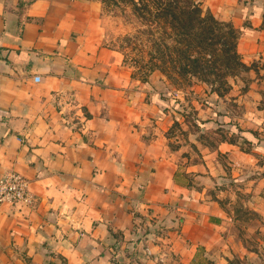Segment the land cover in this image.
I'll list each match as a JSON object with an SVG mask.
<instances>
[{"label": "crops", "instance_id": "crops-1", "mask_svg": "<svg viewBox=\"0 0 264 264\" xmlns=\"http://www.w3.org/2000/svg\"><path fill=\"white\" fill-rule=\"evenodd\" d=\"M197 1L239 31L237 110L132 78L102 0H0V173L35 196L0 209V264L252 258L230 229L241 210L264 231V0Z\"/></svg>", "mask_w": 264, "mask_h": 264}, {"label": "trees", "instance_id": "trees-1", "mask_svg": "<svg viewBox=\"0 0 264 264\" xmlns=\"http://www.w3.org/2000/svg\"><path fill=\"white\" fill-rule=\"evenodd\" d=\"M152 28L147 71L157 70L174 86L218 83L222 87L236 70H248L237 51L239 31L205 11L197 0H131ZM154 26V29H153ZM156 37L152 40V37Z\"/></svg>", "mask_w": 264, "mask_h": 264}, {"label": "rangeland", "instance_id": "rangeland-1", "mask_svg": "<svg viewBox=\"0 0 264 264\" xmlns=\"http://www.w3.org/2000/svg\"><path fill=\"white\" fill-rule=\"evenodd\" d=\"M103 1V19L105 26V42L110 47L121 51L123 62L130 70L132 78L141 83H148L154 90L165 93H172L176 96L178 92H193L191 88L199 91H209L219 87L218 83L207 84L203 82H195L192 84H183L174 86L172 82L167 80L165 76L157 70L149 73L146 70L147 64L150 63L147 55L152 46L151 39L147 32L152 30L148 26L150 23L146 19L139 16L135 10L131 0H102ZM137 1V0H136ZM154 29V26H153ZM156 37H152V40ZM248 70H236L234 75L228 79L230 88L222 87V94L226 98L225 105L231 110H237L233 105V100H239L241 96L252 90V79L247 75ZM202 88V89H201ZM218 95V94H217ZM221 97V96H220ZM223 99V98H222ZM194 130V127L192 128ZM243 200H237L230 206L231 210H239ZM241 217L240 223L237 226H232L230 229L231 237L237 240L241 239L247 249L255 251L252 258L245 256L244 258H234L227 264H264V231L259 227V218L253 214L245 213L239 210ZM161 232V231H160ZM162 233V232H161ZM143 249V248H142ZM160 252L166 256L161 264H180L178 256L169 255L168 245L159 244ZM148 256L149 251L146 250ZM144 254V253H142ZM142 256H146L145 254ZM145 260V259H144ZM203 264H217L215 262H204Z\"/></svg>", "mask_w": 264, "mask_h": 264}, {"label": "built area", "instance_id": "built-area-1", "mask_svg": "<svg viewBox=\"0 0 264 264\" xmlns=\"http://www.w3.org/2000/svg\"><path fill=\"white\" fill-rule=\"evenodd\" d=\"M34 204L35 196L27 178L15 171L0 173V209L4 206L31 208Z\"/></svg>", "mask_w": 264, "mask_h": 264}]
</instances>
